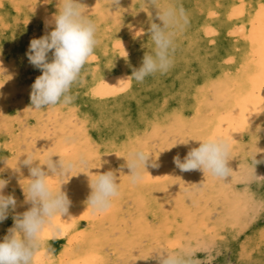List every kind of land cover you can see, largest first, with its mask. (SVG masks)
<instances>
[{
    "label": "bare ground",
    "instance_id": "1",
    "mask_svg": "<svg viewBox=\"0 0 264 264\" xmlns=\"http://www.w3.org/2000/svg\"><path fill=\"white\" fill-rule=\"evenodd\" d=\"M236 1L158 0L183 12L174 29L173 64L167 72L149 75L138 82L126 79L152 49L150 26L162 24L156 6L151 0H118L112 6L111 0H81L89 11L93 10L98 25L96 58L85 65L81 79L71 89L72 100L68 104L32 110L31 85L42 69L29 62L26 52L31 39L55 26L52 16L57 11V0L42 5L30 0H0V67L10 76L0 87V157L13 159L12 164L22 152L30 150L38 156L47 151L68 157L83 155L96 163L100 157L101 167L91 172L111 169L117 182L122 175V190L126 192L115 201L116 211L105 213L97 224L90 226L83 245L74 253L81 256L93 247L95 243L88 234H94L100 252H104L103 240L110 238L119 257L125 256L124 247L136 240L128 236L129 231L147 230L146 235L150 236L159 223L164 221L166 227L179 214H186L184 211L191 220L218 205L222 214L232 219L235 195L223 187L227 181L204 176L200 169L181 171L174 163V156L179 154L183 160L200 142L189 139L187 145L168 148L174 141L188 137L221 132L233 137L244 130L247 143L243 139L234 145L233 155L239 154L245 160V153L253 155L264 150V88H260L264 83V17L258 15L264 0ZM197 11L217 15L201 21ZM43 23L45 28L41 32L39 27ZM223 34L235 38V45L216 39ZM53 51L50 50L49 57ZM225 57H233V63L249 67L250 73L240 76L241 69L236 73L237 65L227 63ZM102 76L106 83L117 87L107 86ZM2 79L5 78L0 76ZM122 80L127 84L123 90L119 84ZM136 143H145L154 155L159 153V167L151 166L150 157L146 169L152 177L147 175L145 182L132 184L123 176L130 170L120 156ZM10 148L14 149L13 158ZM23 159L21 156L18 161L20 173L11 168L4 171L9 174L6 187L17 199L15 211L21 213L30 207L22 203L24 195L19 184L22 172L29 171ZM58 159L53 156L54 161ZM2 166L5 160H0ZM160 178L166 180L169 188L164 191L163 201L160 188L155 187ZM61 190L70 200L68 210L74 211L75 217L88 210L80 209L87 204L91 192L87 173L71 177L61 185ZM151 195L154 208L148 221L136 224L132 211L139 208L147 212L143 203ZM123 220L126 226L120 231L118 225ZM59 222L64 227L48 236L72 240L73 221L65 215ZM151 237L152 243L156 242ZM159 247L160 244H154L155 249ZM63 248L59 245L58 250L62 252Z\"/></svg>",
    "mask_w": 264,
    "mask_h": 264
},
{
    "label": "clouds",
    "instance_id": "2",
    "mask_svg": "<svg viewBox=\"0 0 264 264\" xmlns=\"http://www.w3.org/2000/svg\"><path fill=\"white\" fill-rule=\"evenodd\" d=\"M42 2L51 3V0ZM151 2L158 9L157 15L162 24H151L149 36L152 49L145 53L140 67L134 69L126 80L143 81L149 75L167 72L173 64L171 50L174 47V29L179 26L183 12L171 3H160L158 0ZM116 3L118 0H111V6ZM52 19L55 25L52 30L39 38L31 39L26 52L29 62L42 69V74L31 85L32 110H45L68 104L72 100L73 85L81 79L85 65L96 58L95 52L100 42L93 10L89 11L81 0H57V11L53 13ZM50 50H54L51 57ZM0 76L5 78L0 80V87H3L10 76L2 67ZM102 80L109 87H117L106 83L103 76ZM48 138L54 142L52 137ZM189 139L200 143L198 147L191 148L183 160L179 154L173 157L181 171L200 169L204 176L221 180L232 175L234 171L228 166V162L234 158L233 145L237 141L230 133L227 137L221 134L188 137L174 141L168 149L181 143L187 145ZM256 152L252 157L254 162ZM158 154L154 155L145 143L131 145L120 156L125 158L126 166L130 170L123 176L132 184L141 183L145 174L151 176L146 169L150 157L151 166L159 167L156 162ZM21 156L24 157L22 163L29 167V177L21 178L19 184L23 190V203L30 207L22 213L15 211L17 199L12 193L4 194L3 190L9 180L0 175V221H4L10 211L13 213V225L0 238V264H36L45 233L51 231L56 218H61L68 210L70 200L61 190V185L71 177L78 173L88 174L91 192L87 207L97 214L108 211L122 190V175L117 182L111 169L102 173L90 171L101 167L100 157L99 163H96L83 155L68 157L47 151L38 156L35 151L30 150L22 152L14 164L10 165L7 157H0V160H5L6 167L20 173L18 161ZM53 156H58L59 159L54 161ZM4 171L5 168L0 167V173ZM153 252L157 254L159 264H198L190 249L168 250L159 247Z\"/></svg>",
    "mask_w": 264,
    "mask_h": 264
},
{
    "label": "rangeland",
    "instance_id": "3",
    "mask_svg": "<svg viewBox=\"0 0 264 264\" xmlns=\"http://www.w3.org/2000/svg\"><path fill=\"white\" fill-rule=\"evenodd\" d=\"M30 1L37 5L44 4L42 0ZM180 1L186 2L189 0ZM236 2L233 4L235 5ZM216 15L214 12L207 15L202 13V11H197V16L201 21L212 20V17ZM44 28L45 23L39 27V31L43 32L42 29ZM204 36L206 38V32H204ZM218 38L225 40L227 45H235L236 43L235 38L227 34L218 35L216 39ZM225 58H228L226 60L227 63H233V57ZM233 64V66L237 65L236 73L241 69L240 76H245V73L249 72V67L241 66V62H234ZM262 106L264 107V104ZM244 133V130H242L233 136V139L237 141L234 145L240 143V140L244 139L246 141ZM240 149H242V144ZM8 151L12 157L14 149L10 148ZM262 154H264V150L262 153H256V156H254L255 162L252 159L253 155L245 153L244 156H247L245 160H242L239 154H234V158L228 162V166L234 172L232 175L225 177L224 180L227 182L223 187L229 190V193L235 195L233 205H236V211L233 213L231 220L225 214H222L221 206L219 207L218 205L204 216L196 214L191 220L187 217L190 214L184 211L186 214H179L166 227H163L164 221L159 223L154 233L150 234V236L146 235L147 230L145 232H139L135 229L134 232L129 231L128 236L135 237L136 240L134 244L124 247L123 251H125L126 257L122 255L119 257L114 244L109 241L110 238L103 240L104 252H100L96 244V235L94 234H88L89 239H93L95 243L93 247L81 256L78 253H74L75 249L83 245L89 227L97 224L105 213H114L116 211L115 201L122 197L119 196L113 202L112 207L104 213L90 212V208L86 204L80 209L88 208V210L77 217L74 216V211L68 210L63 214L62 216L66 215L71 222L73 221L74 230H72L71 234L74 238L69 240L65 237H44L40 253L36 258V264H124L127 262L131 264H159L157 254L153 252L155 243L168 250L190 249L193 252V259L198 264H264V155ZM8 162L11 165L13 159L8 160ZM4 168L5 171L11 170L6 166ZM1 174L4 178L9 179L8 173L3 172ZM22 176L23 178H28L29 171H23ZM156 183L155 187L160 188L163 201L164 191L169 189L166 187V180L160 178ZM3 191L5 195L12 192L8 187H5ZM125 192L126 190H121V194ZM156 195L158 199L159 194L157 193ZM152 196L143 203L147 212L140 211L139 208L132 211V219L136 224L142 225L148 221L147 218L154 208ZM23 200L24 196L22 203ZM75 212L77 213L78 211ZM12 215L13 213L10 211L9 216L4 221H0V238L13 225ZM125 226L126 222L123 220L118 225V229L121 231ZM151 236L155 237L156 242L152 243ZM166 237L167 239H165ZM59 245L64 247L61 250L62 252L58 250Z\"/></svg>",
    "mask_w": 264,
    "mask_h": 264
},
{
    "label": "snow or ice",
    "instance_id": "4",
    "mask_svg": "<svg viewBox=\"0 0 264 264\" xmlns=\"http://www.w3.org/2000/svg\"><path fill=\"white\" fill-rule=\"evenodd\" d=\"M97 7H99V5H97ZM258 15L264 17V6L261 7V12L258 13ZM121 55H125V53H124L123 51H121ZM262 68H264V63H262ZM121 85H122L121 90H123V88L127 87V84H126V82H124V81L121 82ZM260 88H261V89L264 88V83H261V84H260ZM253 94H255V89H254V91H253ZM231 130H232V129H230L229 131H231ZM221 135H224V136L227 137V136H228V133L221 132ZM61 154L64 155V153H61ZM118 155H119V153H118ZM146 176H147V174H145V177H146ZM148 178L151 179L150 177H148ZM90 210H91V209H90ZM86 215H87V214H86ZM63 227H64V225L60 224V222H59V217H57L56 220H55V226H54V228H53L51 231L46 232L45 235H44V237H46V236H48V235H51L53 230H55V231H59V230H60L61 228H63Z\"/></svg>",
    "mask_w": 264,
    "mask_h": 264
}]
</instances>
